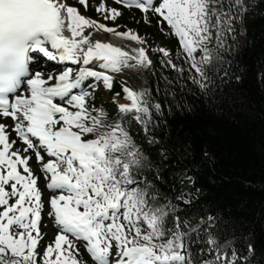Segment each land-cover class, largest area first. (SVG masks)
Segmentation results:
<instances>
[{"label":"snow or ice","instance_id":"obj_1","mask_svg":"<svg viewBox=\"0 0 264 264\" xmlns=\"http://www.w3.org/2000/svg\"><path fill=\"white\" fill-rule=\"evenodd\" d=\"M112 2L138 10L146 23L155 17L177 38L183 64L162 46L160 62L178 80L187 71L204 94L213 77L230 75L253 7L249 0ZM95 12L113 22L123 14L107 0ZM118 29L67 0H0V264H88L82 250L92 264H253L249 237L220 216L182 213L180 205L191 203L185 194L173 202L157 186L159 172L149 176L130 129L139 126L149 143L159 142L153 132L163 110L151 92L125 81L126 102L120 93L113 98L115 116L96 105L101 85L111 91L126 69L155 67L148 41ZM101 30L139 46L103 42L94 35ZM33 54L65 67L50 71ZM164 80L168 95L173 82Z\"/></svg>","mask_w":264,"mask_h":264},{"label":"trees","instance_id":"obj_2","mask_svg":"<svg viewBox=\"0 0 264 264\" xmlns=\"http://www.w3.org/2000/svg\"><path fill=\"white\" fill-rule=\"evenodd\" d=\"M249 3L253 7L244 18L246 33L230 57V75L213 77L212 91L204 94L187 79V71L178 80L174 70L161 64L162 56H156L150 89L163 110L153 132L159 142L149 143L139 126L130 132L145 154L149 176L159 172L161 192L173 202L181 193L191 201L180 205L182 213L220 216L237 234L250 238L253 264H264V0ZM125 19L139 34L163 41L174 62L183 64L176 59V40L161 31L155 17L152 27L137 12ZM164 77L173 82L168 95ZM119 91L116 84L111 94Z\"/></svg>","mask_w":264,"mask_h":264},{"label":"rangeland","instance_id":"obj_3","mask_svg":"<svg viewBox=\"0 0 264 264\" xmlns=\"http://www.w3.org/2000/svg\"><path fill=\"white\" fill-rule=\"evenodd\" d=\"M68 3L74 4L75 6H77L83 13L85 14H89L90 11L94 12L95 15L97 16L98 13L95 12V7L98 5V3L100 1L97 0H88V3L90 5V7H88L87 9H85L83 6H80L78 4V0H67ZM111 7H115L112 4H108ZM118 20V18H117ZM117 20L115 22H104L106 23L108 26H118L119 24L117 23ZM129 29V28H126ZM125 29V30H126ZM119 30V29H118ZM95 37L98 39H101L104 42H107L109 39V35H100L99 33H94ZM123 46H126L128 48H133V47H138L139 45H135V44H131L129 42H124L122 43ZM145 47L148 49V54L149 57L152 59L153 55H155L156 53H158L159 51L157 50L159 47H161V44L153 39H149L148 43L145 45ZM152 70L153 69H149V70H145V71H133V70H128L126 69L123 75H118L117 78L115 80L121 82L122 84H125V81L127 83L128 86L139 90V89H147V85L145 83V79L148 78L149 76H151L152 74ZM144 77H146L144 79ZM105 91V89L103 88V86L101 85V87L99 88V93L104 94L103 92ZM102 101L105 103H114L113 100L110 101V99L106 96H102Z\"/></svg>","mask_w":264,"mask_h":264}]
</instances>
